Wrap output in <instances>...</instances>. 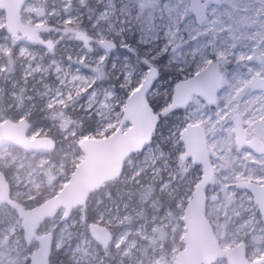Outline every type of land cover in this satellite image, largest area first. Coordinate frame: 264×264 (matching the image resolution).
Wrapping results in <instances>:
<instances>
[{"label": "rangeland", "instance_id": "1", "mask_svg": "<svg viewBox=\"0 0 264 264\" xmlns=\"http://www.w3.org/2000/svg\"><path fill=\"white\" fill-rule=\"evenodd\" d=\"M90 2L25 1L22 18L32 24H46L51 19L74 22L84 12L82 6L94 10L86 16L97 35L95 41L88 45L64 39L58 42L56 38L61 33L52 29L44 35L51 39L55 36L57 47L51 48L33 45L21 34L18 38L12 36L5 29V14L0 8V98L7 94L20 100L16 107L23 106V109L14 120L32 105L44 109L48 124H28V134H47L55 141L54 149L49 152H35L14 144L0 147V168L7 175L9 188L8 199L0 202V219L1 216L3 219L0 264H31V253L38 245L36 240H25L15 205H32L55 193L82 157L79 138L107 134L119 124L126 96L141 82L150 66L132 51L133 38L150 53L164 58L175 72L165 77L157 74L148 94L159 118L154 140L126 159V168L119 178L121 183L137 182L138 191L129 190L121 206L117 203L113 205L115 209L106 206L107 211L100 205V195L95 194L87 201L90 206L85 208L84 205L83 209L91 211L95 216L92 220L107 213L110 222L122 225L114 242L122 262L153 264L152 260L158 259L159 264H173L175 252L184 244L180 215L201 173L200 166L190 157L180 156L183 143L179 134L187 120H198L207 128L214 165V175L207 188L206 214L222 245L245 237L248 258L261 256L264 220L250 191L239 187L237 182L242 178L264 180V153L236 148L233 113H242L248 135L264 140V119L248 118L246 96V92L254 95L252 107L264 104V89L249 86L251 77L264 73V33L249 34L262 26L264 29L259 12L251 9L257 5L264 7V0H210L207 17L202 22L196 21L188 6L189 0ZM39 4L46 11L37 18L34 8ZM126 51L131 53L132 61L123 54ZM241 56L248 58L238 66ZM210 59L219 62L223 74L222 88L215 102L210 104L192 95L187 105L165 113L175 80L191 74ZM25 88L30 91L24 93ZM25 97L32 100L25 103L22 99ZM260 111L264 113V106ZM167 114L173 121L169 122ZM80 116H84L92 128H79ZM2 117L0 103V119ZM128 123L124 120L123 127ZM163 154L172 158L170 172L179 171L178 180L184 187L174 201V208L168 205L164 212L157 210L162 206V195L171 198L175 188L172 190L169 179L162 177L160 165L150 167L153 160ZM157 181H160L161 191L157 189ZM134 197L136 207L129 213L125 207ZM152 204H156L157 209L150 210ZM248 207L250 210H246ZM81 208L72 210L66 219L61 217L63 209H58L40 224V232L57 230L51 252L59 256L50 257L48 264H63L64 260L66 264H102L103 246L90 233L88 223L82 220ZM76 224H82L83 228L79 237L72 240ZM211 264H226V258L219 257Z\"/></svg>", "mask_w": 264, "mask_h": 264}, {"label": "water", "instance_id": "2", "mask_svg": "<svg viewBox=\"0 0 264 264\" xmlns=\"http://www.w3.org/2000/svg\"><path fill=\"white\" fill-rule=\"evenodd\" d=\"M26 0H0L4 11V26L12 36L21 34L31 44L47 47L49 39L44 36L48 26L44 23L32 24L22 18V8ZM210 0H189L188 6L194 12L197 22L207 17ZM36 16L45 13L41 4L34 8ZM79 38L88 43L86 32H79ZM157 77V68H146L141 82L125 98L119 124L107 134L83 135L78 140L82 157L74 165L68 179L47 198L32 205L17 203L15 209L21 216L24 238L27 242L36 239L37 248L31 253V264H48L51 253L52 234L39 231L44 219L57 209H63L65 218L72 208L85 203L89 194L102 182L117 176L129 154L144 147L158 124L159 118L148 98ZM222 86V71L215 59L208 60L191 74L179 77L172 86L171 99L166 109L172 110L187 103L192 95H198L208 103L215 102ZM252 89H264V73L249 80ZM124 120H128L123 127ZM235 141L238 148L247 146L255 151H263L264 143L258 136L248 137L238 111L233 113ZM183 142V157L190 159L201 168L199 179L187 200L182 220L184 245L173 258V264H211L218 257H225L227 264H263L264 255L250 259L246 256L245 244L241 240L233 245H220L214 226L206 214L207 188L214 174V166L207 145L203 126L187 120L180 134ZM5 144L18 145L35 152H49L54 149V139L47 135H29L28 121L23 116L14 120L7 116L0 119V147ZM237 185L246 188L257 202L264 220V180L242 178ZM8 178L0 168V202L8 199ZM92 236L102 245L111 238L109 229L102 223L91 220L88 223Z\"/></svg>", "mask_w": 264, "mask_h": 264}, {"label": "flooded vegetation", "instance_id": "3", "mask_svg": "<svg viewBox=\"0 0 264 264\" xmlns=\"http://www.w3.org/2000/svg\"><path fill=\"white\" fill-rule=\"evenodd\" d=\"M45 11H46V9H45ZM34 12H35V10H34ZM35 15H36V12H35ZM37 17V16H36ZM38 18V17H37ZM46 25L48 26V29H47V31L46 32H48L49 30H52L53 28H50V25H49V23H46ZM45 32V33H46ZM45 33H44V35H45ZM87 33V35H88V43H86L84 40H82V39H80L79 38V36H78V34H79V32H78V30L77 31H75L73 34H72V36L69 38V39H67V40H72L74 43H81L80 41H82V42H84L86 45H88V44H90L92 41H95L96 39H97V35H95V33H94V31L93 32H86ZM57 34V33H56ZM15 38H18V35L15 37ZM49 39V42H50V45L49 46H47L46 48H51V47H53V46H55V47H57V44H56V42H55V36H54V38H48ZM248 48H251V47H248ZM127 52V51H126ZM125 52V53H126ZM126 54H128V53H126ZM252 54L253 53H251V54H249L248 55V57L249 56H252ZM123 56H125V55H123ZM247 56H241L240 58H239V62L237 63V65L239 66V65H241V64H239L240 62H243V61H245V60H247L246 58H248ZM165 60V59H164ZM166 62V61H165ZM149 65H154V66H156V68H157V74H158V65L157 64H149ZM222 82H223V74H222ZM221 88H222V86H221ZM221 90V89H220ZM246 92V91H245ZM244 92V93H245ZM247 96V95H246ZM30 100V99H29ZM191 101V98H190V100L187 102V103H185L184 105H182L181 107H183V106H185V105H187L189 102ZM252 104H248L247 105V111H248V118L249 119H251V120H253L254 118H258V117H261V118H263L264 119V113L262 112V111H260V107H256L255 105H253V107L251 106ZM20 109H22V107L20 106L19 107ZM177 108V107H176ZM245 110H246V108H245ZM263 110V109H262ZM239 112V111H238ZM240 113V112H239ZM259 114H262V115H259ZM240 115H241V118H242V122L244 121V119H243V116H242V113H240ZM189 120H191V119H189ZM192 121H197V122H199L202 126H203V128H204V131H205V134H206V140H207V145L209 144V141H208V132H207V128H206V126H205V124H203L201 121H198V120H192ZM185 124V123H184ZM234 125V124H233ZM243 125H244V127H245V130H246V125L243 123ZM184 126V125H183ZM182 126V127H183ZM182 127H181V129H182ZM232 125H231V129L230 130H232ZM156 129H158L157 128V125H156V127L154 128V130H153V132H152V135H151V137H150V141L147 143V144H150V143H152V141L154 140V137H155V130ZM181 129H180V134H181ZM233 132H234V138H235V130H234V127H233ZM180 134H179V137H180ZM246 134H247V136L248 137H251V136H254V135H248V133H247V131H246ZM255 136H257V135H255ZM259 137V136H258ZM260 138V137H259ZM180 139H181V137H180ZM264 141V140H263ZM262 141V142H263ZM183 143V142H182ZM264 143V142H263ZM146 144V145H147ZM235 144H236V141H235ZM145 145V146H146ZM144 146V147H145ZM209 146L210 145H208V148H209ZM79 147V146H78ZM144 147H142V148H140V149H138V150H135V151H133V152H131L130 154H129V156L128 157H130L131 155H135L136 153H138V152H140L141 150H143V148ZM236 148L237 149H241V148H247V149H251V150H253L254 151V153H256V154H263L264 153V150L263 151H259V152H257V151H255L253 148H251V147H247V146H242V147H240V148H238L237 146H236ZM209 150H210V148H209ZM174 149H172L171 150V152H172V154L174 155ZM211 151V150H210ZM182 152H183V150L181 151H179V154H180V156L182 157V158H185V157H183V155H182ZM210 155H211V152H210ZM127 157V158H128ZM255 158V156L253 157V159ZM211 159H212V157H211ZM172 158L169 156V154H167V155H161V156H158V157H156L154 160H153V162H152V164H151V166L150 167H154L156 164H158V165H160V167L162 168V170H161V174H162V177L163 178H165V179H169V186L172 188V190L175 188V192H174V194H173V196L171 197V198H168L167 197V195L166 194H163L162 195V206H161V208H159V209H157V205L156 204H152L151 205V209L150 210H152V209H157V210H160V211H162V212H164V209H165V207L166 206H171L172 208H174V201H175V199L176 198H178L179 197V195L183 192V189H184V187H183V184L178 180V174H179V171L178 172H176V173H172V172H170V165H172L173 163H172ZM213 162V161H212ZM164 163H166L167 164V166L165 167V164ZM195 163V162H194ZM126 161L124 162V164L122 165V168H121V171H120V173L117 175V176H115V177H113V178H111V179H108V180H106V181H104V182H102L101 184H99L90 194H89V196H88V198H87V200L85 201V203H83V205H81V207L83 208V206L85 205L86 207H89L90 205H89V203H87V201L88 200H90L92 197H94V195L95 194H99L100 195V197H101V202H100V205L106 210V206H110V207H112V209H115L114 207H113V205L114 206H116L115 205V203H117V204H119V206H121L120 204H121V202H122V199H124L125 198V196L127 195V193L125 194V196L123 195V193H122V191L120 190V189H116V190H114V189H112V184L114 183L115 184V182H116V180L117 179H119L120 177H121V175L123 174V172H124V170H125V168H126ZM194 166H196V164H194ZM214 166V165H213ZM168 169V170H167ZM73 170V169H72ZM71 173V172H70ZM145 173V172H144ZM201 174V173H200ZM70 175V174H69ZM214 175V174H213ZM137 176H140V174L138 173L137 174ZM69 177V176H68ZM200 177V176H199ZM199 177H198V179H199ZM120 180V179H119ZM121 181V180H120ZM197 181V180H196ZM195 181V182H196ZM263 181V180H262ZM159 183H160V181H157V189H158V191H161V189L159 188L160 186H159ZM124 185H130V186H132V188L130 189V190H133V192H135V191H138V189H137V182H135L134 184H129L128 182H125V183H123ZM117 185V183L115 184V186ZM194 185H195V183H194ZM194 187V186H193ZM240 187V186H239ZM243 188V187H242ZM193 189V188H192ZM106 191H108V192H106ZM57 192V191H56ZM189 199V198H188ZM187 199V200H188ZM252 199H253V196H252ZM208 200V199H207ZM254 201V200H253ZM187 202V201H186ZM255 202V201H254ZM186 204V203H185ZM256 204H257V202H256ZM80 207V206H79ZM85 207V208H86ZM135 207H136V198L134 197V198H132L129 202H128V204L126 205V207L125 208H127V210L129 211V213L130 212H132V210H134L135 209ZM184 207H185V205H184ZM184 207H183V210H184ZM257 207H258V205H257ZM77 208V207H76ZM76 208H72L71 209V211L72 210H75ZM259 209V208H258ZM183 210H182V212H181V220H182V215H183ZM246 210H250V208L248 207ZM58 211V209L55 211V212H57ZM71 211L68 213V215L65 217V218H63V213H64V211L62 210V214H61V217H62V219H66L70 214H71ZM107 211V210H106ZM260 211V210H259ZM249 212V211H248ZM54 213V212H53ZM52 213V214H53ZM106 213V212H105ZM0 214L2 215V211L0 212ZM150 216V215H149ZM50 217V216H49ZM107 217H108V214L106 213L104 216H102V217H100L98 220H96V221H98V222H100V223H102V224H104L108 229H109V231H110V233H111V238H110V240L108 241V243L106 244V245H102L101 243H99V244H101L102 246H103V256H102V259H103V261H102V264H129L128 263V261H123L122 262V260H119L120 259V255L118 254V252H117V250L115 249V247H114V242H115V239H116V236H117V234H118V231H119V229L121 228V224H119V223H115V222H110L109 220L110 219H107ZM48 218V217H47ZM45 220V219H44ZM43 220V221H44ZM91 221V220H90ZM183 221V220H182ZM87 223H89V222H87ZM3 225V219H2V216H1V219H0V226H2ZM184 225V224H183ZM82 224H76V228H75V232L73 233V238H72V240H75V238H78L79 237V235H80V233H81V231H82ZM48 231V230H47ZM79 231H80V233H79ZM184 231V230H183ZM43 232V231H42ZM50 232V231H49ZM56 233H57V230L55 229V230H53V231H51V234H52V245H53V243H55V240H56ZM182 234H183V232H182ZM23 235H24V232H23ZM244 236H247L246 234L244 235ZM2 237V233L0 232V238ZM245 237H243V238H240L239 240H237L236 242H233V243H229V244H225V245H233V244H235V243H238L239 241H243L244 242V246H245V250H247V240H245L244 239ZM33 240H36V239H33ZM37 241V240H36ZM220 243V242H219ZM37 244H38V242H37ZM184 245V244H183ZM182 245V246H183ZM220 245H222V243H220ZM181 246V247H182ZM180 247V248H181ZM179 249V248H178ZM177 249V250H178ZM51 251V250H50ZM107 252H109V253H107ZM114 253V254H113ZM176 253V252H175ZM246 253H247V251H246ZM262 255H264V253L262 254ZM261 255V256H262ZM52 256H54V258H57L59 255L57 254V253H55V255H53L52 254V252L50 253V257H52ZM246 256H247V254H246ZM50 257H49V259H50ZM156 257V256H155ZM221 257H223V256H221ZM248 257V256H247ZM258 257H260V256H258ZM258 257H255V258H258ZM174 258V257H173ZM219 258V257H218ZM225 258V257H224ZM49 259H48V263H49ZM250 259H253V258H250ZM30 261H31V258H30ZM121 261V262H120ZM216 261V260H215ZM152 262H153V264H159L160 262H159V260L158 259H154V260H152ZM68 263V262H67ZM226 264H227V260H226ZM264 264V263H263Z\"/></svg>", "mask_w": 264, "mask_h": 264}, {"label": "trees", "instance_id": "4", "mask_svg": "<svg viewBox=\"0 0 264 264\" xmlns=\"http://www.w3.org/2000/svg\"><path fill=\"white\" fill-rule=\"evenodd\" d=\"M90 1L92 2V0H90ZM82 9L84 10V12L74 22H69V23L60 22V21L56 22L53 19L48 21L50 28H53V30L55 32L61 33V35L56 38L58 42L61 39H64V40L69 39L72 36V34L77 30L85 29L88 32H93V30H94L93 26L90 24V20L87 18L86 14L87 13H93L94 10H92L90 8H84V6H82ZM132 51L138 55L141 62H143V63L149 62V64H157L159 77H165L166 75L175 72L174 67L173 66L170 67L169 65H167L164 58H162L159 55H154V54L150 53L149 51H147L146 49L143 48V45L141 42L136 41L134 38H133V44H132ZM165 65L167 67V70L165 69L166 68ZM27 91H30V90H27V88H25L24 93ZM22 99L26 100L25 103H27L29 100V98H26V97L22 98ZM30 100H32V99H30ZM0 103H1V114L3 117L7 116L9 118L15 119L21 115L20 111L23 109V106H22V109L16 107V104L20 103V100L16 96L4 94L3 98H0ZM180 108H181V106H179L175 109H172V110H168L165 108L164 111H165V113H167L169 111L179 110ZM158 113L160 115L162 114L161 112H158ZM167 115L169 118V122L173 121L174 118L170 114H167ZM23 117L26 118V120L28 121V124H30V125H46V124H48L47 112L44 109L40 108L38 105H32L23 114ZM79 123H80L79 128H82V129L92 128L91 125L88 124V120H86V118L84 116H82L79 119ZM116 183H117V185L115 186ZM115 184L114 183L112 184V189H114V190L120 189L124 196L132 188V186H130L128 184L124 185L123 183H121V181L119 179L116 180ZM81 210H82V220L85 223L89 222L92 219H95V216H93L91 214L90 210H88V209L84 210L83 208H81ZM63 264H66L65 260L63 261Z\"/></svg>", "mask_w": 264, "mask_h": 264}, {"label": "bare ground", "instance_id": "5", "mask_svg": "<svg viewBox=\"0 0 264 264\" xmlns=\"http://www.w3.org/2000/svg\"><path fill=\"white\" fill-rule=\"evenodd\" d=\"M251 9L252 10H256V12H259V14H260V17H261V20H263L264 21V7H261L260 5L258 6H256V7H251ZM251 12V11H250ZM251 15H252V13H251ZM220 23L222 22V20H220L219 21ZM253 33H257V34H262V33H264V29H263V26L261 27V28H259L256 32L255 31H251L249 34H253ZM240 34H241V32H240ZM241 37L242 36H239L238 38L239 39H241ZM246 37V36H245ZM247 37H248V35H247ZM254 96V95H253ZM255 97L256 98H259L258 96H257V94H255ZM254 99V98H253ZM262 99V98H261ZM258 101V100H257Z\"/></svg>", "mask_w": 264, "mask_h": 264}, {"label": "built area", "instance_id": "6", "mask_svg": "<svg viewBox=\"0 0 264 264\" xmlns=\"http://www.w3.org/2000/svg\"><path fill=\"white\" fill-rule=\"evenodd\" d=\"M247 99H248V104H253V95H251V94H249V95H247ZM261 106H264V104L262 105L261 103L258 105V106H256V107H260L261 108Z\"/></svg>", "mask_w": 264, "mask_h": 264}]
</instances>
